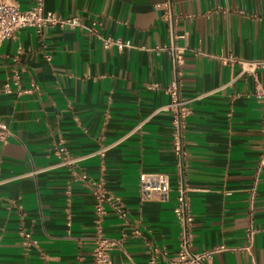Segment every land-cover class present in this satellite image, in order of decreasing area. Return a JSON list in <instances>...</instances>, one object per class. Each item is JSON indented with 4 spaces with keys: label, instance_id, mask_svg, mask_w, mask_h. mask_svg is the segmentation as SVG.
<instances>
[{
    "label": "crops",
    "instance_id": "1",
    "mask_svg": "<svg viewBox=\"0 0 264 264\" xmlns=\"http://www.w3.org/2000/svg\"><path fill=\"white\" fill-rule=\"evenodd\" d=\"M32 1L18 0L20 9ZM160 1L43 0L58 15L98 22L97 35L24 27L1 42L0 121L9 133L0 139V264H88L95 236L89 182L98 178L126 209L124 220L109 213L102 222L103 233L116 242L113 264H169L176 256L173 207L181 179L193 217L191 250L224 244L214 264H264V165L256 173L261 104L249 94L252 77L239 75L238 63L221 60L228 54L264 58V0H173L174 31L186 33L176 41L186 47L179 91L192 97L213 90L190 103L181 172L171 145V113H153L169 97L149 87L173 77L169 54L153 49L169 41L154 7ZM101 36L132 46L104 48ZM257 77L264 81V69ZM4 82L9 92L2 91ZM31 83L37 91L18 92ZM122 137L103 156L79 162L83 181L71 180L65 167H51L58 147L82 156ZM155 172L168 175V196L141 200L138 176ZM250 219L256 232L247 254L236 247Z\"/></svg>",
    "mask_w": 264,
    "mask_h": 264
},
{
    "label": "built area",
    "instance_id": "2",
    "mask_svg": "<svg viewBox=\"0 0 264 264\" xmlns=\"http://www.w3.org/2000/svg\"><path fill=\"white\" fill-rule=\"evenodd\" d=\"M154 7L159 11V17L166 23L169 41L162 46H154L156 51H166L171 59L173 77L167 85L159 83L149 84L150 88L161 89L169 97L166 104L155 109L153 113L159 110H169L171 113V145L173 152L177 158L180 172L183 167V137L185 130L186 118L190 113V103L195 99H199L212 93L202 92L192 97H184L179 91V78L181 76L180 66L183 63V53L186 49L184 45L177 44V40L183 39L186 33L178 34L174 31V26L178 20L174 13L173 0H162L154 4ZM98 22L91 21L89 25L81 22L75 16H61L52 11L46 10L43 5V0H33L32 4L25 9H20L18 0H0V44L6 38H14L16 32L24 27H31L37 33L46 26H58L67 28H80L91 35H97ZM104 48L115 46L118 49L123 47H131V42L128 40H121L119 38L100 37ZM222 61H229L238 63L240 66L239 75L247 74L253 79L252 90L250 95L259 100L261 104L262 122L260 126V133L263 139V149L259 154L257 161L256 173L264 165V81L258 79L257 70L264 69V58L256 60H242L234 57L232 54L221 56ZM38 90L35 83H31L26 89L18 92L32 93ZM2 91L9 92L10 87L8 82L2 85ZM151 116V115H150ZM138 128V126H136ZM8 130L0 121V139H5L8 135ZM122 138H118L111 143L101 145L93 152L78 156L68 154L62 147H58L55 155L57 161L51 167H65L71 174V180H85V176L77 171V166L82 159L97 154L103 156L108 148L119 143ZM50 167V166H48ZM45 168H34L28 173L35 175L36 173L46 170ZM91 194L94 198V222H95V236L91 248V260L88 264H113L110 257V250L115 245V240L107 237L103 233L102 222L106 215L111 213L116 218L124 220L126 217V209L121 198L113 193L108 192L101 178L89 182ZM138 186L141 200H149L156 197L158 200H165L170 190L168 175L164 172L155 173H140L138 176ZM66 188H70V181L67 182ZM175 195V205L173 207V214L179 226L178 248L176 256L169 262V264H214L213 255L227 247L224 244H219L212 248L202 249L200 251L191 250V223L193 220L189 209L188 188L181 179L177 182ZM255 192V184L250 188V204ZM255 228L249 220L245 228V239L243 244L237 246L241 252L252 254L253 240L255 235ZM25 244H28V233L23 234Z\"/></svg>",
    "mask_w": 264,
    "mask_h": 264
}]
</instances>
